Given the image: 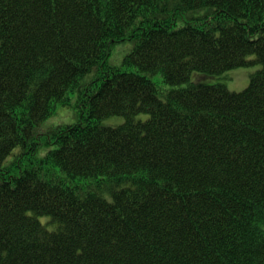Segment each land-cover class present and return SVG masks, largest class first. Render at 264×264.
<instances>
[{
    "label": "trees",
    "instance_id": "16d2710c",
    "mask_svg": "<svg viewBox=\"0 0 264 264\" xmlns=\"http://www.w3.org/2000/svg\"><path fill=\"white\" fill-rule=\"evenodd\" d=\"M0 264H264V0H0Z\"/></svg>",
    "mask_w": 264,
    "mask_h": 264
},
{
    "label": "rangeland",
    "instance_id": "374dc122",
    "mask_svg": "<svg viewBox=\"0 0 264 264\" xmlns=\"http://www.w3.org/2000/svg\"><path fill=\"white\" fill-rule=\"evenodd\" d=\"M135 43L133 41H126L119 44H115L111 48V52L109 53L106 63L110 66H122L127 70L136 71V68L129 67L124 64L125 57L133 50ZM97 69V68H96ZM257 69V67H242L232 69L223 75L219 79L210 80V82H222L225 83L229 90L240 92L245 89L249 84L250 75ZM93 73H89L84 80L89 82L93 79ZM153 79L155 81L158 80L157 76H154ZM80 118L79 109L76 107V95H72V105L71 106H63L58 105L54 110L53 114L49 116L43 124L40 126L39 130L42 132H47L48 129L56 127V126H67L73 124L78 121ZM124 121L123 117H112L106 120H103L101 123L103 125H118ZM20 148H17L15 152H17ZM41 154H44L42 150H40Z\"/></svg>",
    "mask_w": 264,
    "mask_h": 264
}]
</instances>
